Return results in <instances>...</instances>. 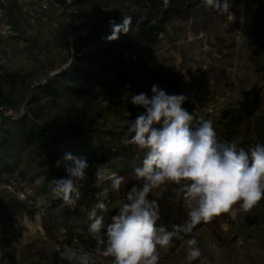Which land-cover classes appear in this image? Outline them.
Returning a JSON list of instances; mask_svg holds the SVG:
<instances>
[{
	"label": "rangeland",
	"instance_id": "obj_1",
	"mask_svg": "<svg viewBox=\"0 0 264 264\" xmlns=\"http://www.w3.org/2000/svg\"><path fill=\"white\" fill-rule=\"evenodd\" d=\"M119 5V0L109 2L106 13L111 15ZM229 12L231 15L223 14L222 21H210L207 31L200 27L193 29L191 21L172 24V35L169 33L153 48L138 44L126 53L105 40L85 46L73 42L74 36L85 35L90 25L104 15L89 4L63 7L54 0H46L25 9L18 5V29H11L9 34L0 30V102L15 109L27 108L28 89L44 79L40 77L41 69L28 59L26 47L30 41H36L35 54L52 59L54 68L51 75L61 72L77 59L81 64H97L100 71H92L95 79L83 88L95 92L96 98L79 94L47 99L50 100L49 108H42L45 98L29 105L36 114L33 118L41 125L43 135L29 146L28 151L47 176H34L29 168L21 167L11 176L0 178V264H34L37 260L35 253L39 251L59 248L64 251L65 247L84 250L75 242L67 245L68 236L61 225L48 234L43 229L42 219L48 215L53 214L65 221L63 214L52 206L58 197L52 193L54 185L51 180L67 175L62 160L66 153H70L66 149V137L83 132L90 134L94 127L124 130L126 121L135 119L143 111L131 104V94L144 92L151 96V87L156 84L170 95L187 96L189 92L203 88L210 96L225 89L233 92L245 90L255 83L263 87L264 94V73L255 72L239 27L242 5L231 4ZM203 64L209 69L203 73L202 79H191V67ZM219 71L224 73L231 87L215 85L214 75ZM20 96L25 98L22 102H19ZM237 98L235 95L232 97L234 104L230 108H235ZM113 99L117 103H112ZM184 108L191 111L185 103ZM127 112L131 113L130 117ZM260 113L264 115V98ZM201 119L208 120L199 117ZM211 121L218 135L222 130L220 118ZM50 137L55 138L52 143ZM49 142L50 147L46 145ZM51 153L56 157L51 159ZM57 160H61L60 167L56 166ZM87 162L90 165L89 178L81 186H96L94 166L104 163L98 160ZM23 174L31 179V184L42 186L44 193L32 190ZM174 187L178 186L165 183L151 194L167 188L173 190ZM108 198L111 208L118 211L124 204L119 191L110 190ZM187 212L184 204L180 209L182 224L187 219ZM245 214L239 209L238 202L232 211L198 224L190 233L192 237L182 241L174 252L170 247L158 246V264H264V224H245ZM193 238L197 240L195 247L199 248L201 255L189 261L188 241ZM90 253L93 264H112L101 253Z\"/></svg>",
	"mask_w": 264,
	"mask_h": 264
},
{
	"label": "clouds",
	"instance_id": "obj_2",
	"mask_svg": "<svg viewBox=\"0 0 264 264\" xmlns=\"http://www.w3.org/2000/svg\"><path fill=\"white\" fill-rule=\"evenodd\" d=\"M206 7L220 14L228 13L230 0H202ZM169 0H164L167 5ZM231 15V14H230ZM115 41L120 34L131 31L132 16L123 14L120 23L109 20ZM130 87V85H129ZM152 95L131 94V104L142 108L135 119L126 121L122 143L144 151L140 166H134L137 183L126 193V203L105 225L109 191H119L124 176L113 171L108 163L94 166L97 202L88 213V232L96 242L95 251L113 257L112 264H158L157 247L168 248L174 238L182 240L201 222L239 209L248 212L264 198V144L255 143L248 150L236 142H221L211 120H197L182 105L184 94H168L158 85ZM130 117L131 113L127 112ZM65 178H53L52 193L75 209L81 197L80 187L88 180L90 168L86 158L66 153L63 158ZM61 166V160L56 161ZM165 183L177 185L176 199H182L187 212L183 224H173L171 230L158 224L161 220L158 199L150 198L154 189ZM233 214H235L233 212ZM195 238L188 241L187 259H197L201 252ZM61 257L74 264H93L89 251L65 247Z\"/></svg>",
	"mask_w": 264,
	"mask_h": 264
},
{
	"label": "trees",
	"instance_id": "obj_3",
	"mask_svg": "<svg viewBox=\"0 0 264 264\" xmlns=\"http://www.w3.org/2000/svg\"><path fill=\"white\" fill-rule=\"evenodd\" d=\"M63 7L89 4L97 11L103 12V16L98 18L96 23L90 25L85 35L74 36L73 42L79 45L100 44L105 40L120 51H128L138 44L144 45L147 49L156 46L159 41L172 35V24H186L191 21L193 29L202 28L207 31L210 21L224 20L223 14H220L213 8L206 7L202 0H169L167 5L164 0H119V6H116L113 13H106V6L114 0H54ZM239 0L232 1L231 4ZM125 3V5H123ZM4 11L11 29H18L19 13L18 5L15 0H7ZM123 14L132 16L131 31L127 34L121 33L115 41H109L107 37L111 35V26L109 20L114 19L120 23ZM240 30L245 44L249 48V57L254 62L255 72L264 73V0H242ZM219 39V38H218ZM36 50V41H30L26 47L28 59L41 69L40 77L42 82H37L28 89V114L18 116H2L0 120V178L11 176L19 171L21 167L29 168L34 176H47L44 174L42 166L36 162V159L28 151L29 146L40 139L43 135V129L38 124L33 109L29 106L31 103H37L45 98L42 108H49V102L52 98L62 96H74L87 94L91 98L98 95L92 90H85L93 79L92 71H100L97 64L90 66L81 64L73 60L64 70L51 75L53 71V61L49 57L41 58L34 53ZM215 85L231 87L224 73L219 71L214 75ZM262 86L253 84L251 87L241 91H232V97L238 96L235 108H227L222 112L220 124L222 130L217 135L221 142H236L238 147L248 150L255 143L264 144V115L260 113L263 104ZM111 99V97H109ZM19 102L25 98L20 96ZM7 107H10L5 102ZM112 103H117L113 99ZM184 108V104L182 105ZM15 109V108H12ZM189 113L199 120L192 110ZM90 134L78 133L76 136L66 137V149L72 154L86 158L87 161L98 160L108 163L109 167L121 176H124L125 182L119 190L124 203H126V193L136 182L134 178V166H140L144 151L134 145H124L122 138L124 130L103 129L94 127L90 129ZM54 137H50L51 143ZM46 145H49L50 142ZM49 149V148H48ZM52 158L56 156L50 154ZM25 181L29 182L30 188L35 192L44 193V188L39 185L31 184L26 174H23ZM47 178V177H46ZM175 188V187H174ZM171 188L162 192L150 194V198L158 199L160 205L162 224L169 230L173 224H182L180 219V209L183 208L182 199H176V193ZM97 186L85 184L80 187L81 197L77 201L75 209H70L59 197L52 202V206L57 208L64 216L62 222L55 215L51 214L42 219V226L47 234L56 226L61 225L65 229V235L68 236L67 245L75 242L78 246L89 252H96V242L88 232V213L97 202ZM106 203L108 208L98 215L104 216L105 225L111 222V217L118 212L117 208H111L110 198ZM244 221L247 225L264 224V198H262L250 211L244 215ZM192 235H185L182 240H173L170 251L174 252L179 248L182 241L191 238ZM63 250L52 249L49 251L36 252L37 260L34 264H69L67 259L61 257ZM112 261L113 257H105ZM252 264H256L252 262Z\"/></svg>",
	"mask_w": 264,
	"mask_h": 264
},
{
	"label": "built area",
	"instance_id": "obj_4",
	"mask_svg": "<svg viewBox=\"0 0 264 264\" xmlns=\"http://www.w3.org/2000/svg\"><path fill=\"white\" fill-rule=\"evenodd\" d=\"M17 5L22 8H28L33 3H44L46 0H15ZM52 1V0H50ZM7 0H0V30L5 33H11V27L8 23L4 6ZM236 5L241 6L242 0H239ZM240 34L237 35V38ZM126 53L128 51H125ZM209 69V66L206 64L203 65H193L191 67V79L199 81L203 77V73ZM189 77L186 76V81ZM188 99L185 101V104L200 118H206L208 120H213L215 118H220L222 112L233 106L234 102L232 100V91L230 89L216 91L210 96L206 94L203 88H199L192 92H189L187 95ZM27 109V108H25ZM24 107H19L17 109H12L7 107L4 103L0 102V120L2 116H18L22 114H28L29 112L25 110Z\"/></svg>",
	"mask_w": 264,
	"mask_h": 264
}]
</instances>
